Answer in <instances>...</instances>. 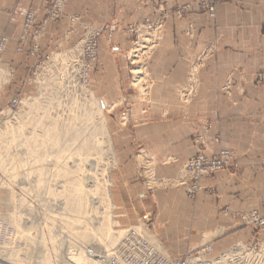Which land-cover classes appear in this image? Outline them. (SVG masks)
Returning <instances> with one entry per match:
<instances>
[{
    "label": "crops",
    "instance_id": "1",
    "mask_svg": "<svg viewBox=\"0 0 264 264\" xmlns=\"http://www.w3.org/2000/svg\"><path fill=\"white\" fill-rule=\"evenodd\" d=\"M155 1L76 0L80 24L115 22L119 28L111 38H99L98 61L91 72L93 93L110 106L111 136L125 138L122 144L115 140L118 170L122 173L129 166L126 176L134 179L122 180L123 187L113 194L119 222L151 221L160 227L158 235L171 255L184 254L205 234L217 231L224 236L211 244L215 252H221L235 241L258 234L232 212H264V87L252 80L264 68V0L218 4L215 18L194 10L182 16L170 12L159 44L144 62L148 87L143 93L130 81L132 35L124 29L151 15ZM165 1L175 7L196 0ZM35 7L36 0H0V34L9 37L5 63L16 66L21 23L27 10ZM72 12L66 8L60 23L47 24L41 54L58 42L68 43ZM208 46L212 50L206 53ZM29 47L30 42L23 49L26 58H31ZM198 134L203 137L201 143L193 142ZM139 145L161 162L154 173L165 184L152 196L145 194L130 167ZM219 148L236 152V169L202 178L204 190L194 201H175L176 193L166 185L183 162L198 150L212 155Z\"/></svg>",
    "mask_w": 264,
    "mask_h": 264
},
{
    "label": "rangeland",
    "instance_id": "2",
    "mask_svg": "<svg viewBox=\"0 0 264 264\" xmlns=\"http://www.w3.org/2000/svg\"><path fill=\"white\" fill-rule=\"evenodd\" d=\"M228 1H230V0H220V1L216 2L214 5V10L211 12V10L209 9V7L207 6V4L204 0H196L193 3H185V4L177 5L175 7H171L169 2H167L165 0H156L152 5L151 15H147L142 21L129 24L124 29V31H126L127 33L132 35V39H131L132 45H131V48H130L128 54H130V51L134 47H139V49L141 50V48H140L141 46H138V45H141L142 44L141 42H143L150 34L151 35L154 34L155 36L158 37V41H157V44L154 46V48L150 51V53H151L156 48V46L159 44V42L162 38L163 30H164V22H165V19L167 18V16L169 15L170 12H173L177 16H182L190 10H194L198 13L207 14L210 18H215L216 12H217V5L224 3V2H228ZM187 4L190 5V8H187L183 11H180V8L185 7ZM66 8H67V10L69 9V10L73 11L68 16V21L70 23V28L68 29V36H67L68 43L58 42L57 46H55V48L51 49L50 51L46 52L45 54H41L40 41L43 38V36L45 35V30H46L47 24L48 23H60L64 19ZM31 9L37 10V21L39 20V17L41 16V22L37 23V21H36V25L40 26L43 23H45L43 34L38 41V52L35 55L31 54V51H32L33 46L35 44V42L32 40L31 37H29L27 39V41H25L24 44L20 43V37H19L18 46L15 49V57H14V58L18 59L16 66H12L10 64L5 63L3 61V58H2L3 66L4 67L7 66L9 69H12V72L10 73L9 76H6V77H3L4 76L3 74H5L4 72L2 73L3 76L0 74L1 75L0 77H3V79H4V80L2 79L4 81V83H2L0 86V221H2L1 224L5 228V230H1V234H0V238H1L2 244H3L2 247L0 248V259H2V257H1L2 253L3 254L6 253V255L11 253V256L12 255L15 256V257L14 256L13 257H14V259H16L15 261H17V262H15L16 264H19V263H22V264H70V263L66 262V259H64L65 254L75 253L76 251H79V250L81 251V249L84 252L89 249L85 253L90 254L95 259H97V258L99 259L98 255L100 253L97 250L96 251L90 250L91 248H89L94 244V243H92V241H90L91 240L90 238H87L89 232L90 233L91 232H97V234L100 237L102 235L104 236V235L108 234L109 232H110L109 234H112L113 236L115 235L114 237H116V235L120 234L119 236H117V239L119 237V239L116 241L118 243V241L121 239V237L124 234V230L130 226L141 227L142 230L144 231V233L146 235H149L148 237H150L151 239L154 238L153 240H156V242L160 243L163 246V248L165 249L166 253L169 254L170 256H182L187 251L192 250L195 247L200 246L201 244H204V243H210L211 244L213 241L218 240L221 237H223L224 234L219 233L217 231L214 233H207L202 238H200L197 243L195 242L192 245H190L184 254H182V255H171L169 253L168 249L166 248V246L164 245V243L162 242L161 238L158 235L160 227L155 228L151 224L152 223L151 221H149L147 223L146 222H138L136 224H121L119 222V219H120V217L118 215L119 208L117 207L116 202L113 199V194L116 192L117 189L123 187L121 184L122 180H134V179H133V177H127L126 176V174L128 172H131V169L129 168V166L126 169H123L122 173H120V171L118 170L119 169V157H120V155L117 154L115 151V140H117L119 144H122V143H125V138H121V137L117 138V137L111 136L110 130H109L110 121H109L108 115H107L108 110H110V106H106L103 103H101V101L99 100V98H97L95 96V94L93 93L92 88H91V72H92V69L94 68L96 62L98 61V56H99V38L101 36H105L106 38H111L113 36V34L119 30V28H118L117 24H115V22H113V23H100V24L87 22L84 24L83 23L80 24L81 21H80L78 13L76 12V10H77L76 9V0H72V1L66 0L60 17L55 19V20H49V18H48V12L50 9V0H36V7L31 8ZM18 18H19V16H17V19ZM146 18H149L152 21L153 20L159 21L161 23L160 27L157 28L156 30L141 29L139 32H136V29L139 26H141V24H143V22L145 21ZM23 21H24V18H23L22 23H21V34H22ZM92 27L93 28H104L106 31H104L98 38L97 59L94 62V64L92 65L90 72H89V86L87 88H83V87L80 88L81 84H79L77 77L75 76V74L73 72V70H74L73 66H74V62L76 60H78V51L77 50L80 48V45H81V42L83 39V35L85 33H87L88 30ZM79 29L81 30V32H79ZM109 33H111V35H109ZM21 34H20V36H21ZM135 41H138L137 44L135 43ZM29 42H30V47L28 50V54L31 58H29V57L26 58L22 54H23L24 47ZM18 47L22 48L21 52L17 51ZM211 50H212V46H208L206 48V53H208ZM150 53L145 54V55H141V56L138 55L139 57L134 58V59H133V57H130V55L128 56L129 66H130V68H129L130 69V71H129L130 72V81L132 82V85L138 87L143 93L146 91V88L148 87L147 77L144 75L143 78H140L141 80L139 79V81H135L133 68L140 66L143 58H144V60L142 61V63L144 65V62H145L146 58L150 55ZM135 59H136V61H135ZM137 60H138V62H137ZM40 64H41V67H44V69H40L39 71L35 72L36 66L40 65ZM55 65H56V67H55ZM62 69L64 70V72ZM61 70H62V72H61ZM53 74H54V76H53ZM193 76H194V78H192V79L195 80L196 79V69L194 70ZM252 80H253V83H255L256 85L264 87V68H262L261 70L256 72L253 75ZM78 89H79V91H78ZM83 89H84V91H83ZM83 93H85V94H83ZM86 93H87V95H86ZM17 95L21 96L22 101H21V103L17 109L9 111L8 110L9 100L12 97L17 96ZM36 96H38L36 101L40 100L39 102L42 103V104H40L42 106L40 107V105H39V106H37V109H33V108L31 109L28 106L27 102L29 103L31 101L30 103H32V99H35ZM33 97H35V98H33ZM76 97H77V99H76ZM90 97H91V99H92V97H94L97 101H99V104L102 107V114L105 117V126L108 130L110 143H111V146L113 148V156H112V154H110V151L107 148L108 142L106 139V135H103V134L98 132L94 136H91V134H90V133H92V130H90L91 125L88 124V126H87V124H82L81 125L82 127L79 126V128L76 126L78 131L74 130V128L70 129V127H68V125L70 124L69 123L70 120H72V118H73V115L78 114V111H80L79 109H82L81 105L83 106V104H84L83 102H85V100H83V98L86 99V101H87V99ZM70 98H71V100H70ZM72 98L73 99L75 98L76 100L75 99L72 100ZM24 100H26L27 102H23ZM42 100H44V101H42ZM67 100L68 101L70 100L69 104L71 103V101L77 102L76 104L74 103V105H76V108H74L73 104L72 105L70 104V108H69V104L67 103L68 102ZM78 100L80 101L79 103H78ZM61 101L62 102L64 101V103H62ZM64 104H66V106H64ZM67 104H68V106H67ZM78 104L80 105V107ZM62 106H64V107H62ZM77 107H79V108L77 109ZM39 108H40V110H38ZM71 108H72V110L74 109L75 111L78 110L77 113H75L74 110L72 111ZM45 109L47 110V112H44ZM69 109L72 112V116H71V112H69ZM67 111L69 112L68 114H67ZM33 114H34V116H33ZM40 114L47 116V118L49 116H51V117L49 118V121H47L48 119L46 120V118L44 116L41 117ZM45 114H47V115H45ZM65 115H66V117H68L67 118L68 122H67V120H65L66 119ZM54 116L56 119H58V121H56L54 119ZM39 117L41 118V122L43 121L44 124L43 123L40 125L38 124L37 126H42L45 124L48 125L51 121V118H52V120H54L53 123L54 124L56 123L57 130L60 131V134L62 136V137H60V139L64 140L62 142L68 143L72 139L71 143L67 144V145H70V146H67L68 147L67 149H66V143H64L65 144V148H64L65 150L63 149L64 144H62V143L61 144L63 147L59 146L57 148L56 147L51 148L54 151L57 150L58 148L63 149V151L60 154V156H61L60 158H56V155H55L56 153L48 151L51 146L47 145L48 148L46 147L44 149L48 153V154H45V155H48V157L45 161H42L43 164H41L42 162L38 164L39 161L37 162L36 160H34L33 159L34 157H32V155H30V157H29V154L31 152H32V154H34L33 148L29 147L31 145L30 143H32L31 146H35L34 145L35 142H33V140L28 142V140H27V138L31 136L30 135L31 133H29L30 131H33L32 134L34 133V135H37V134L40 135L41 130L43 132V128L41 129V127H39V129H40L39 130L37 127V129H38L37 130L35 128L36 126L33 127V125L39 121V119H40ZM43 117L45 119H43ZM33 118H36V120H33ZM37 119H38V121H37ZM59 119H60V121H59ZM63 120H64V122H62ZM21 121L23 124L20 123ZM33 121H36V122L32 124ZM95 121L97 122L98 119H96ZM207 124L208 123H203L204 127H206ZM65 126L68 127L70 130H68V128H66L67 129L66 130ZM70 126H72V125H70ZM80 129H82V131ZM86 129L90 130V132L87 131ZM18 130L19 131L22 130V131L19 132ZM64 130L67 132V134H66L67 136L64 133H61ZM71 130L73 133L76 131V133H78V134H79V132L81 133L79 135H82V134L83 135L81 137L78 135V137H79L78 139L76 136L77 141L74 139V141H75L74 142L73 138H75V136L71 132ZM84 130H85V132H83ZM15 131L17 134L15 133ZM87 132L91 136V141L94 139L93 142H95V140L97 142V139H98L99 143H102L104 145L101 144V146H98L99 144H97L98 147H93L94 146V145H92L93 142L90 143V140L89 141L86 140L87 138L90 139V136ZM19 133H20V136L18 135ZM69 133H70V135H69ZM15 134L17 135V137ZM22 134L24 136H21ZM28 134H29V136L27 137L26 135H28ZM62 134L65 135L66 137H68V140ZM18 136H19V138L26 136L25 137L26 139L23 140V138H22L20 140V139H18ZM72 136H74V137H72ZM63 137H65V138L63 139ZM84 137H86V139ZM104 138H105V140H104ZM84 139L86 141H84ZM202 139H203V137L198 134L196 137L193 138V142L201 143ZM214 139L216 141H219V136L215 135ZM17 140H19V141H17ZM65 140H67V141H65ZM10 141L11 142L13 141V142L11 143ZM20 141H23V142L27 141L26 143H24L26 146L24 147V145H20L21 143L23 144V142H20ZM79 141L80 142L83 141L82 143H84V148L82 146L83 145L82 143H80L81 145L79 144L81 146V148H80V146L78 145ZM60 142H61V140H60ZM87 142H89V143H87ZM14 143L17 146L20 145L19 146L20 151L18 148H16V145ZM27 143L29 146L27 145ZM85 143L87 144V147L89 145L88 148L86 147ZM3 145H4V147H3ZM91 145L93 148H90ZM21 146H23V147L21 148ZM95 146H96V144H95ZM8 147H10V148H8ZM54 148H56V149H54ZM94 148H97V149H94ZM77 149H79V150H77ZM92 149H94L93 153L91 152ZM222 149H229L233 152L234 157H233L232 163L228 167L223 168V169L218 170V171H215V172L211 173L210 175L202 176L200 178L201 189L193 197H189L185 191V184H184V182H182V180H184V178L182 176V169H183V166L185 165V163L190 158L194 157L197 154H204L207 157L216 156L219 153V151ZM15 150L18 151L16 153H19V155L18 154L16 155ZM45 150L43 151V149H42L41 151H43V152H40V151H38V152H40V154L42 153V155H43L44 153H46ZM83 150L85 152H83ZM82 152H83V154L85 153L84 157H83L84 159L86 158V156L89 155V158L88 157L86 158L87 164L85 163L86 160L84 161L82 159V162H80V164L77 162V165L79 164V165H83V166H89L90 163L94 164V165H92L93 170H91V171H92V174L95 175L96 178L93 177L92 180L90 178L92 176V174L90 175L89 171H85L87 168L84 167L85 170L82 168L83 171L76 169L77 171H80L82 176H78L77 175L78 172L75 170L74 165H76V159L78 161L81 160V159H79L80 155L78 156V154L81 153L80 158H82V156H83ZM86 152H88V154ZM7 153H9V156ZM11 153L14 156L15 155L17 156V157L15 156L16 159L15 158L13 159L14 156L13 155L11 156ZM50 153H52V154H50ZM74 153L77 154L78 158L76 157V154L74 155ZM21 155L23 157H20ZM181 155H184V153ZM195 155L191 156L189 159H187L186 161L183 162V164L179 168L177 175L174 178V180L172 182H168V185H166V186H168V189H170L172 192L176 193L177 196L174 197L175 201H178L179 203H182V204L190 203V202L194 201L195 198L197 197V195L200 194L204 190V187L201 184L202 178L210 177L217 172H221L223 170H227L230 168L236 169V152L232 148H219L218 151L212 155H207L203 150H198V152ZM18 156L20 158H18ZM73 156H74V158H73ZM17 158L19 160L21 159V160L25 161V162L23 161L24 163L22 162L23 166H22V164H20L21 161H19ZM30 158H31V160H30ZM92 158H94V159L90 160ZM32 160L36 161L38 165L36 164V162H33ZM14 161H16V163H14ZM26 161H28L29 163ZM162 161H167V158H165V160H162ZM17 162L19 163V166H18ZM88 162H90V163H88ZM25 163H26V165H24ZM157 163H161V162H159V160L156 158V156L154 154L148 152L146 149H144L140 145L137 146L135 154H134V160H133V163L130 165V167H132L135 170L138 180H141V185L144 186V192L147 196H152V194L157 189L162 188L165 184L162 180H158L155 177L154 168H155ZM14 165H15V167H19V168H15ZM30 165L31 166L33 165L34 167H31ZM40 165L43 166V167L41 166V168L44 169V171L43 170L42 171L45 173V179L43 177L44 180H41L43 183L40 182V183H42V185H39L40 184L39 182H35V179L37 180V174L40 172L39 169H37V168ZM65 166H66V168H65ZM71 169H73V170H71ZM64 171L66 172L67 176H66V174H63ZM71 172L72 173L74 172L73 174L77 175V176L75 175L76 178L81 177L82 180H85L87 178H88L87 180L90 179L89 180L90 185H92V186L96 185L97 189L99 188L98 189L99 192H98V190H96V192H95V196H97L99 199H102V197H104V191L107 188L106 191L108 192V195L110 198L111 207L109 206V208H104V206H103L104 204H99V205L96 204L94 206V208H92V209H97L99 207L95 211V213H93L94 210H92L93 212L92 211L90 212V209L87 210V209H84L83 207H82V209H79L76 206L75 201H74L75 191L72 190L71 185L69 183L70 181L75 179L74 176H72L73 174L70 175ZM84 172H87L88 173L87 175H89L90 177L83 174ZM44 173L42 175H44ZM81 174H79V175H81ZM83 175H85V176L83 177ZM52 179H54V180H52ZM57 179H59V180H57ZM63 180H64V182H63ZM95 180H97V181H95ZM55 181H56V183H55ZM94 181H95V184H94ZM46 182H47V184H45ZM59 182H61V183H59ZM62 182H63V184H62ZM37 184L39 186H37ZM97 185H99V186H97ZM59 186H61V187H59ZM89 187L92 188L91 186H89ZM57 190H59V191H57ZM88 190H89V188H88ZM69 194H70V196H69ZM95 207H97V208H95ZM253 210H256V209H253ZM223 211L227 212L228 208L227 207L223 208ZM250 211H252V210H250ZM245 212H249V211H245ZM245 212H232V215H233V217H235V219H237L238 221H240L241 223L244 224V222L240 219L239 215H241ZM92 215H94V216L97 215L98 216L97 219H94L96 217H92ZM12 216H13V218H15V217L18 218V219L15 218V221L18 220L19 226L21 227V230L18 231L16 228H14L16 226L14 225V222L11 219ZM102 216H103V218H102ZM108 221H109V223H108ZM29 224H31V225H29ZM107 224H109V225H107ZM245 225L254 227L256 229V231L258 232V234L249 240L235 241L230 247H232L236 242H239V241L248 242L251 240L259 239L261 237V232H262L261 230H258V228L255 227L254 225H250V224H246V223L244 224V226ZM23 230H26V232H24L25 236L22 232ZM27 230H29L28 231L29 233L27 232ZM17 233H20V234H17ZM86 234H87V236H86ZM19 238H20V240H18ZM30 242H31V244H30ZM117 243L114 242L115 245ZM114 244L110 247V249L108 251H106V254L112 250V248L115 246ZM20 246L21 247L23 246V247L21 248ZM229 248H227L225 250H228ZM225 250H223V251H225ZM13 251H15V252H13ZM223 251H221V252H223ZM214 253H220V252L214 251ZM100 259L102 260L103 258H100ZM44 262H46V263H44ZM102 262H103V260H102ZM0 264H6V263H4L0 260ZM12 264H14V262Z\"/></svg>",
    "mask_w": 264,
    "mask_h": 264
},
{
    "label": "built area",
    "instance_id": "3",
    "mask_svg": "<svg viewBox=\"0 0 264 264\" xmlns=\"http://www.w3.org/2000/svg\"><path fill=\"white\" fill-rule=\"evenodd\" d=\"M211 10H214V5L220 0H204ZM66 0H50V9L48 12L49 20H55L60 17L63 6ZM190 8L186 5L180 8L183 11ZM37 10H28L24 16L22 34L20 43L24 44L29 37L35 42L31 51L32 55L38 52V41L43 34L44 25H36ZM46 22V21H45ZM160 22L146 18L143 24L136 29L139 32L144 30H156L160 27ZM106 31L104 28H90L83 35V39L78 51V60L74 62V74L77 77L80 88L89 86V72L97 59L98 38ZM111 35V33H109ZM158 37L149 35L141 42V50L136 52L133 58H138V55L149 54L157 44ZM9 37L6 34H0V74L4 72V77L9 76L12 69L4 67L2 58L6 50ZM138 41H135L137 44ZM18 52L22 51L21 47L17 48ZM132 57V56H130ZM44 69L37 65L35 72ZM4 81L0 78V86ZM22 99L17 95L12 97L8 103V110L12 111L18 108ZM234 154L229 149H222L216 156L207 157L204 154H197L190 158L182 169V176L185 184V191L189 197H193L200 189V178L210 175L211 173L228 167L233 161ZM240 216L244 224L254 225L261 230V237L248 242H236L228 250L220 253H214L210 243H204L187 251L182 256H170L166 253L163 246L151 240L142 230L141 227L130 226L124 230V234L118 243L103 257V264H264V212L252 210L245 212ZM0 221L1 230H5ZM3 228V229H2ZM0 238V248L2 247Z\"/></svg>",
    "mask_w": 264,
    "mask_h": 264
},
{
    "label": "bare ground",
    "instance_id": "4",
    "mask_svg": "<svg viewBox=\"0 0 264 264\" xmlns=\"http://www.w3.org/2000/svg\"><path fill=\"white\" fill-rule=\"evenodd\" d=\"M141 48V47H140ZM140 49H139V47H134L131 51H130V56H134L135 55V53L136 52H138ZM52 57V56H51ZM139 57V56H138ZM144 57V56H143ZM57 58V57H56ZM134 59V58H133ZM141 59V58H140ZM58 60V59H57ZM144 60V58L142 59V61ZM54 61V60H53ZM67 61V60H66ZM135 61H136V59H135ZM141 61V60H140ZM142 61H141V65L140 66H138V67H136V68H133V73H134V76H135V81H139V79L140 78H143V76L145 75V70H144V66H143V63H142ZM55 62V61H54ZM58 62V61H57ZM137 62H138V60H137ZM57 65V64H56ZM56 65H55V67H56ZM53 66V65H52ZM50 67V66H49ZM59 67V66H58ZM64 69V68H63ZM62 69V70H63ZM62 70H61V72H62ZM63 72H64V70H63ZM3 73V72H2ZM66 73V72H65ZM2 75V74H1ZM0 75V76H1ZM4 75V74H3ZM2 75V76H3ZM53 76H54V74H53ZM4 77V76H3ZM3 77H0L1 79H3ZM193 77V76H192ZM47 79V78H46ZM4 80V79H3ZM43 80V79H42ZM48 80V79H47ZM55 80V79H54ZM141 80V79H140ZM45 81V80H44ZM68 81V80H67ZM44 83V82H43ZM138 83V82H137ZM42 85V84H41ZM45 85V84H44ZM58 85V84H57ZM50 88V87H49ZM87 90V89H86ZM45 91V90H44ZM78 91H79V89H78ZM83 91H84V89H83ZM71 93V92H70ZM90 93V92H89ZM83 94H85V93H83ZM91 94V93H90ZM41 95V94H40ZM86 95H87V93H86ZM82 96V95H81ZM92 96V95H91ZM37 97L38 96H36V98L35 97H33V98H35V99H32V103H28L26 100H24L23 102H27V104H28V106L32 109H37V106H39L40 104H42V103H40L39 101L40 100H37L36 101V99H37ZM40 97V96H39ZM84 97V96H83ZM88 97V96H87ZM60 98V97H59ZM79 98V97H78ZM27 99V98H26ZM75 99V98H74ZM73 98H72V100H74ZM76 99H77V97H76ZM75 99V100H76ZM35 100V101H34ZM70 100H71V98H70ZM69 100V101H70ZM80 100V99H79ZM78 100V103L80 102ZM83 100H85V102H83L82 104H83V106L81 105V107H82V109H79L80 111H78L77 109L80 107V105H79V107H77V111H78V114H74L73 115V118H72V120H70V124L68 125V127H70V129L72 128H74V130H77V127L79 128V126L80 127H82L81 125L82 124H87V126H88V124L89 125H91L90 126V130H92V133H90L91 134V136H94L96 133H101V134H103V135H106V139H107V145H108V150L110 151V154H112V156H113V148H112V146H111V143H110V139H109V134H108V130H107V128H106V126H105V117H104V115L102 114V107H101V105L99 104V101H97L94 97H92V99H91V97L90 98H88L87 99V101H86V99H84L83 98ZM42 101H44V100H42ZM68 101V100H67ZM69 101L67 102L68 104H69ZM62 102V101H61ZM73 101H71V105L73 104V106H74V108H76V105H74V103L76 104L77 102H73ZM62 103H64V101L62 102ZM49 104V103H48ZM61 104V103H60ZM68 104H67V106H68ZM70 104H69V108H70ZM63 105V104H62ZM77 105V106H78ZM42 105H40V107H41ZM48 106V105H47ZM58 106V105H57ZM60 106V105H59ZM64 106H66V104H64ZM64 106H62V107H64ZM72 107V106H71ZM43 108V107H42ZM67 108V107H66ZM47 109V108H46ZM45 109V110H46ZM68 109V108H67ZM38 110H40V108L38 109ZM44 110V112H47V110L45 111ZM65 110V109H64ZM71 110H72V108H71ZM71 110L69 109V112H71ZM74 110V109H73ZM72 110V111H73ZM75 111V110H74ZM77 111H75V113H77ZM38 112V111H37ZM68 111H67V114L69 113ZM27 113V112H26ZM62 114V113H61ZM66 114V115H67ZM31 115V114H30ZM41 115V114H40ZM45 115H47V114H45ZM66 115H65V117H66ZM33 116H34V114H33ZM42 116H44V115H41V117ZM69 116V115H68ZM71 116H72V112H71ZM45 118H46V120L47 121H49V118L51 117V116H49L48 118H47V116H44ZM43 117V119H45ZM60 117V116H59ZM58 117V118H59ZM26 118V117H25ZM38 118V117H37ZM40 118V117H39ZM67 118L68 117H66V119L65 120H67ZM70 118V117H69ZM27 119V118H26ZM54 119L56 120V121H58V119H56L55 118V116H54ZM61 119V118H60ZM60 119H59V121H60ZM96 119H98V121L96 122L95 120ZM31 120V119H30ZM33 120H36V118H33ZM25 121V120H24ZM37 121H38V119H37ZM45 121V120H44ZM52 121V122H51ZM51 121H50V123L48 124V125H42V126H37L38 124L40 125V124H44V122L42 121L41 122V118L39 119V121L37 122V123H35L36 121H33L32 122V124L33 123H35L34 125H33V127L34 126H36L35 128L37 129V127H38V129H39V127H41V129L43 128V132H42V130L40 131L41 132V134L40 135H34V133L32 134V132L33 131H30L29 133H31L30 135V137H28L29 136V134L28 135H26L28 138H27V140H28V142L29 141H31V140H33V142H35L34 143V145L35 146H31L32 145V143H30L31 145L29 146L28 145V143H27V145L29 146V147H31V148H33V153L34 154H32V152L29 154V157H30V155H32V157H34L33 159L34 160H36L37 162H38V164L39 163H41L42 161H45L46 159H47V157H48V155H45V154H48L47 152H46V150L44 149V148H48V146L50 145L51 147H50V149L51 148H53V147H59V146H62V144H64V143H66V142H62V141H64V140H62V139H60V137H62L61 136V134H60V131L59 130H57V126H56V123L54 124L53 123V121L54 120H52V118H51ZM55 121V122H56ZM17 122V121H16ZM46 122V121H45ZM62 122H64V120L62 121ZM67 122H68V120H67ZM20 123H22V121L20 122ZM66 123V122H65ZM23 124V123H22ZM31 124V123H30ZM19 125V124H18ZM66 125V126H67ZM70 125H72V126H70ZM17 126V125H16ZM20 126V125H19ZM32 126V125H31ZM30 126V127H31ZM61 126V125H60ZM65 126V129L66 128H68V127H66ZM77 126V127H76ZM84 126V125H83ZM64 127V126H63ZM18 128V127H17ZM16 128V129H17ZM32 128V127H31ZM76 128V129H75ZM37 129V130H38ZM64 129V128H63ZM69 128H68V130H70ZM83 129V128H82ZM82 129H80L81 131H82ZM13 130V129H12ZM15 130V129H14ZM40 130V129H39ZM67 130V129H66ZM79 130V131H80ZM87 131H89L90 132V130H88V129H86ZM19 131V130H18ZM17 131V132H18ZM20 131H22V130H20ZM19 131V132H20ZM62 131V130H61ZM78 131V130H77ZM28 132V131H27ZM71 132H72V130H71ZM70 132V133H71ZM83 132H85V130L83 131ZM82 132V133H83ZM15 133H16V131H15ZM22 133V132H21ZM39 133V132H38ZM61 133H64L65 135L67 134V132L64 130L63 132H61ZM70 133H69V135H70ZM73 133V132H72ZM88 133V132H87ZM86 133V134H87ZM17 134V133H16ZM15 134V135H16ZM25 134V133H24ZM74 134V136H75V138H73V141H74V139L76 140V136H77V139L79 138L78 137V135L79 134H81L80 132H79V134L78 133H76V131L73 133ZM72 134V135H73ZM85 134V135H86ZM89 134V133H88ZM90 134H89V136H90ZM14 135V136H15ZM19 136H20V133L18 134ZM63 135V134H62ZM65 135H63V136H65ZM83 135V134H82ZM82 135H79L80 137L82 136ZM13 136V135H12ZM19 136H18V139H22L23 138V140H25L26 138V136L25 137H20L19 138ZM21 136H24L23 134L21 135ZM67 136V135H66ZM65 136V137H66ZM74 136H72V137H74ZM91 136H90V139L89 138H87L86 139V137H84L86 140H90V143L91 142H93V140L91 141ZM16 137H17V135H16ZM65 137H63V139L65 138ZM71 137V138H72ZM88 137V136H87ZM67 138V140H68V137H66ZM14 139V138H13ZM16 139V138H15ZM82 139V138H81ZM84 139V141H86ZM97 139V138H96ZM12 140V139H11ZM60 140H61V142H60ZM67 140H65V141H67ZM70 140V139H69ZM83 140V139H82ZM104 140H105V138H104ZM17 141H19V140H17ZM71 141H72V139H71ZM71 141H69L68 143H66V149L68 148L67 146H70V145H67V144H70L71 143ZM77 141V140H76ZM11 142V141H10ZM13 142V141H12ZM11 142V143H12ZM15 142V141H14ZM20 142H23V141H20ZM27 142V141H26ZM26 142H23V144L21 143L20 145H24V147L26 146L24 143H26ZM75 142V141H74ZM73 142V143H74ZM83 142V141H82ZM82 142H80L79 141V143H78V145L80 144V143H82ZM102 142V141H101ZM17 143V142H16ZM62 143V144H61ZM87 143H89V142H87ZM15 144V143H14ZM18 144V143H17ZM75 144V143H74ZM83 145V148H84V143H82ZM86 144V143H85ZM95 144H96V146H95ZM97 144H99L98 146H101V144L102 143H99V141H98V139H97V142H96V140H95V142H93L92 143V145H94L93 147H98L97 146ZM13 145V144H12ZM11 145V146H12ZM16 145V144H15ZM19 145V146H20ZM48 145V146H47ZM81 145V144H80ZM79 145V146H80ZM92 145H91V147L90 148H93L92 147ZM102 145H104V144H102ZM6 146V145H5ZM9 146V145H8ZM19 146H17L16 145V148H18L19 149ZM3 147H4V145H3ZM23 146H21V148H22ZM28 147V148H29ZM63 147V146H62ZM86 147H87V144H86ZM85 147V148H86ZM88 147H89V145H88ZM87 147V148H88ZM8 148H10V147H8ZM15 148V149H16ZM56 148H54V149H56ZM65 148V144H64V147H63V149ZM80 148H81V146H80ZM25 149V148H24ZM43 149V151L45 150V152L46 153H44L43 155H42V153L40 154V152H43V151H41ZM48 150V151H51V152H54V153H56L55 155H56V158H60L61 156H60V154H61V152L63 151V149H57V150H53V149H51V150ZM94 149H97V148H94ZM94 149H92L91 150V152L93 153L94 151ZM8 150V149H7ZM10 150V149H9ZM13 150V149H12ZM30 150V149H29ZM53 150V151H52ZM65 150V149H64ZM77 150H79V149H77ZM90 150V149H89ZM19 151H20V149H19ZM31 151V150H30ZM29 151V152H30ZM38 151H40V152H38ZM67 151V150H66ZM81 151V150H80ZM88 151V150H87ZM8 152V151H7ZM16 152H18V151H16L15 150V153ZM24 152V151H23ZM65 152V151H64ZM83 152H85L84 150H83ZM83 152H82V158H80L81 157V153H79L78 154V156L80 155V157H79V159H81V160H77L76 159V165H74L75 166V170L76 169H78V170H80V171H83V169H84V167L85 168H87L85 171H89L90 172V175L92 174V171L91 170H93L92 168H93V166L92 165H94V164H91L90 162H88V163H90V165L89 166H83V165H79L80 164V162H82V159L85 161L86 160V164H87V157L89 158V155L88 156H86V158L84 159L83 157H84V154H83ZM99 152V151H98ZM14 153V152H13ZM22 153V152H21ZM87 154H88V152H86ZM90 153V152H89ZM91 153V154H92ZM8 154V156H9V153H7ZM19 155V153H16V155ZM23 154V153H22ZM50 154H52V153H50ZM76 153H74V155H75ZM13 154L11 153V156H12ZM15 155V156H16ZM28 155V154H27ZM34 155V156H33ZM71 155V154H70ZM98 155V154H97ZM96 155V156H97ZM7 156V155H6ZM14 156V155H13ZM15 156L13 157V159L15 158ZM17 157V156H16ZM20 157H23L22 155L20 156ZM19 156H18V158H20ZM28 157V158H29ZM31 157V158H32ZM76 157H77V154H76ZM6 158V157H5ZM17 158V159H18ZM31 158H30V160H31ZM73 158H74V156H73ZM78 158V157H77ZM16 159V158H15ZM23 159V158H22ZM27 159V158H26ZM25 159V160H26ZM94 158H92V159H90V160H93ZM19 160V159H18ZM17 160V161H18ZM89 160V159H88ZM89 160V161H90ZM19 161H21V163L20 164H22V162L24 161V160H19ZM18 161V162H19ZM29 161V160H28ZM28 161H26V162H28ZM33 161V160H32ZM36 161H33V162H36ZM95 161V160H94ZM114 161V160H113ZM17 162V163H18ZM25 162V161H24ZM23 162V163H24ZM37 162H36V164H37ZM77 162L79 163L78 165H77ZM14 163H16V161H14ZM29 163V162H28ZM27 163V164H28ZM93 163V162H92ZM35 164V163H34ZM35 164V165H36ZM37 164V165H38ZM41 164H43V162L41 163ZM84 164V163H83ZM97 164V163H96ZM24 165H26V163L24 164ZM36 165V166H37ZM68 165V164H67ZM18 166H19V163H18ZM22 166H23V164H22ZM28 166V165H27ZM31 166V165H30ZM35 166V167H36ZM41 166L42 165H40L37 169H39V173L37 174V180L35 179V182H42L41 180H44L45 179V173L43 172L44 171V169L43 168H41ZM69 166V165H68ZM73 166V165H72ZM14 167H15V165H14ZM21 167V166H20ZM31 167H34L33 165L31 166ZM43 167V166H42ZM46 167V166H45ZM15 168H19V167H15ZM26 168V167H25ZM65 168H66V166H65ZM83 168V169H82ZM91 168V169H90ZM96 168V167H95ZM21 169V168H20ZM82 169V170H81ZM36 170V169H35ZM43 170V171H42ZM71 170H73V169H71ZM62 171V170H61ZM60 171V172H61ZM77 171V170H76ZM80 171H77L78 172V176H82V174L80 173ZM38 172V171H37ZM65 172V171H64ZM63 172V174H66V172L64 173ZM44 173V175H42ZM74 173V172H73ZM72 172H71V174L70 175H72L73 174ZM149 173V172H148ZM68 174V175H69ZM79 174H81V175H79ZM83 174H85L86 176H89V175H87L88 173L87 172H84ZM22 175V174H21ZM59 175V174H58ZM75 175L76 174H73L72 176H74V178L75 179H73L72 181H70L69 183H70V185H71V188H72V190L73 191H75V195H74V201H75V204H76V206L79 208V209H82V207L84 208V209H87V210H89L90 209V212L92 211V210H94V212L93 213H95V211L99 208H97V207H95V208H97V209H92V208H94V206L97 204V205H99V204H104L103 206H104V208H109V206L111 207V202H110V198H109V195H108V192L106 191V189H105V191H104V197H102V199H99L97 196H95V192H96V190H98L97 189V187H96V185H94V186H92V185H90V182H89V180H87V179H85V180H82V178L80 177V178H76L75 177ZM76 175V176H77ZM85 175H83V177L85 176ZM63 176V175H62ZM66 176H67V174H66ZM71 176V177H72ZM19 177V176H18ZM43 177H44V179H43ZM90 177V176H89ZM93 177H95V175H93L92 174V176L90 177L91 178V180H92V178ZM73 178V177H72ZM96 178V177H95ZM40 180V181H39ZM52 180H54V179H52ZM57 180H59V179H57ZM95 181H97V180H95ZM95 181H94V184H95ZM53 182V181H52ZM63 182H64V180H63ZM63 182H62V184H63ZM43 183V182H42ZM42 183H40L39 185H42ZM50 183V182H49ZM55 183H56V181H55ZM58 183V182H57ZM59 183H61V182H59ZM97 183V182H96ZM45 184H47V182L45 183ZM61 184V185H62ZM38 184H37V186H39ZM53 186V185H52ZM89 186H91L92 188H90ZM97 186H99V185H97ZM59 187H61V186H59ZM89 188V190H88V188ZM60 190V189H59ZM59 190H57V191H59ZM88 190V191H87ZM98 192H99V190H98ZM68 195V194H67ZM69 196H70V194H69ZM101 207V206H100ZM97 213V212H96ZM104 214V213H103ZM92 217H96V218H94V219H97V215L96 216H94V215H92ZM16 218V217H15ZM15 218H13V216L11 217V219H12V221L14 222V225L16 226V227H14V228H16L18 231L19 230H21V227L19 226V222H18V220H16L15 221ZM102 218H103V216H102ZM16 219H18V218H16ZM12 222V223H13ZM108 223H109V221H108ZM105 224V223H104ZM29 225H31V224H29ZM107 225H109V224H107ZM109 227V226H108ZM30 230V229H29ZM29 230H27V232L29 231ZM16 231V230H15ZM17 231V232H18ZM108 231V230H107ZM21 232V231H20ZM23 232V234H24V232H26V230H23L22 231ZM29 233V232H28ZM110 233V232H109ZM106 234V235H102L101 237L97 234V232H89V234H88V236H87V234H86V236H87V238H90L91 240L90 241H92V243H94L91 247H89V248H91L90 250H97L100 254L98 255V257H99V259L97 260V259H95L94 257H92L90 254H88V253H85L86 251H88V250H86L85 252L84 251H82V249H81V251L79 250V251H76L75 253H67V254H65V256H64V259H66V262H68V263H70V264H103V262H102V260L100 259V258H103V256L106 254V251H108L109 249H110V247L114 244V242L115 243H117L116 241L119 239V237H118V239H117V236H119V235H116V237H114L112 234ZM17 234H20V233H17ZM16 235V234H15ZM20 236V235H19ZM24 236H25V234H24ZM85 236V235H84ZM147 236H149V235H147ZM18 237V236H17ZM21 237V236H20ZM23 238V237H22ZM25 238V237H24ZM150 238V237H149ZM151 239V238H150ZM154 239V238H153ZM153 239H151V240H153ZM18 240H20V238L18 239ZM154 241H156V240H154ZM20 242V241H19ZM29 243V242H28ZM91 243V244H92ZM30 244H31V242H30ZM24 245V244H23ZM115 245V244H114ZM25 246V245H24ZM21 247V246H20ZM23 247V246H22ZM21 247V248H22ZM19 248V247H18ZM82 248V247H81ZM28 250V249H27ZM30 251V250H29ZM13 252H15V251H13ZM28 252V251H27ZM17 253V252H16ZM28 255V254H27ZM38 255V254H37ZM101 255V256H100ZM14 255H12L11 256V253L10 254H7L6 255V253H2L1 254V257H2V259H0L2 262H4V263H6V264H10L11 262L13 263L14 262V264H16L15 262H17V261H15L16 259H14V257H13ZM92 257V258H91ZM14 259V260H13ZM39 259V258H38ZM47 261V260H46ZM11 263V264H12ZM44 263H46V262H44ZM19 264H22V263H19Z\"/></svg>",
    "mask_w": 264,
    "mask_h": 264
}]
</instances>
